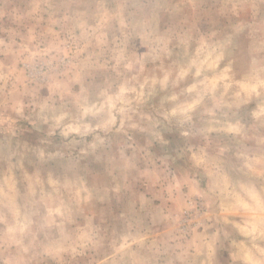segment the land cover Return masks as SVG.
I'll list each match as a JSON object with an SVG mask.
<instances>
[{"label":"rangeland","instance_id":"1","mask_svg":"<svg viewBox=\"0 0 264 264\" xmlns=\"http://www.w3.org/2000/svg\"><path fill=\"white\" fill-rule=\"evenodd\" d=\"M0 264H264V0H0Z\"/></svg>","mask_w":264,"mask_h":264}]
</instances>
